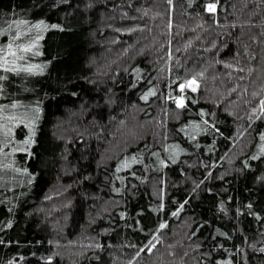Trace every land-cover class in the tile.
Instances as JSON below:
<instances>
[{"label": "trees", "instance_id": "16d2710c", "mask_svg": "<svg viewBox=\"0 0 264 264\" xmlns=\"http://www.w3.org/2000/svg\"><path fill=\"white\" fill-rule=\"evenodd\" d=\"M262 100L264 0H0V264H264Z\"/></svg>", "mask_w": 264, "mask_h": 264}, {"label": "snow or ice", "instance_id": "6c2138e0", "mask_svg": "<svg viewBox=\"0 0 264 264\" xmlns=\"http://www.w3.org/2000/svg\"><path fill=\"white\" fill-rule=\"evenodd\" d=\"M207 10L209 12L214 13L215 10H216V3H209L208 6H207ZM21 23H23V22H21ZM36 27H40V25H36ZM53 27H55V26H53ZM20 47H21V50L22 51H29L30 50L28 47H24V46H20ZM9 48H11V45L9 46ZM11 54L13 56L15 55V53H11ZM6 70H8V69H6ZM193 83L194 82H190L188 86L191 87V90L192 91H196V87L193 86ZM184 88H185V85L184 84H181L180 85V91L183 92L184 91ZM176 104H177V107H181V108L185 106L183 104V98L182 97L176 100ZM260 104H261L262 111H264V100H262L260 102ZM13 107H16V105H13ZM261 138L264 139V137H261ZM26 143H27V141H26ZM160 227L163 228V227H165V225H160ZM151 247H155V245H150V247L148 249L149 251H151ZM141 251H144V249H141ZM260 251L261 252H264V248L260 249Z\"/></svg>", "mask_w": 264, "mask_h": 264}, {"label": "rangeland", "instance_id": "374dc122", "mask_svg": "<svg viewBox=\"0 0 264 264\" xmlns=\"http://www.w3.org/2000/svg\"><path fill=\"white\" fill-rule=\"evenodd\" d=\"M207 11H208V10H207ZM208 12H209V11H208ZM210 13H212V12H210ZM190 82H194V83H193V86L196 87V91H192V90H191V87L188 86ZM198 87H199V86H198L197 82H196L195 80L191 79V80H189V81L187 82V84L185 85L184 90H188V91H191V92L195 93V92L198 91ZM178 99H179V98H178ZM176 105H177V104H176Z\"/></svg>", "mask_w": 264, "mask_h": 264}]
</instances>
